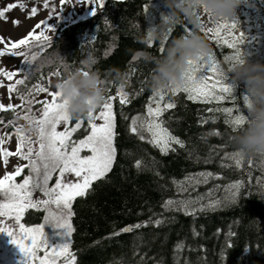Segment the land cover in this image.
<instances>
[{"label":"trees","instance_id":"16d2710c","mask_svg":"<svg viewBox=\"0 0 264 264\" xmlns=\"http://www.w3.org/2000/svg\"><path fill=\"white\" fill-rule=\"evenodd\" d=\"M168 11L164 0H105L95 14L58 28L43 50L33 48L30 53L39 54L27 70L26 75H31L26 86H18L19 93H27L41 75L48 76L57 69L62 77L81 66L88 56L95 58L94 67L105 78L113 68L127 73L125 91L130 102L121 106L114 100L116 158L112 169L93 182L88 194L73 202L71 250L76 254V264H264V183H259L264 181V158L244 160L239 168L226 159V154L234 152L229 140L233 129L224 122L225 113L209 111L232 107L230 99L202 103L188 100L184 93L169 94L166 102L171 100L176 107L164 113L163 119L184 147L174 144V150L167 154L149 143L147 134L141 140L130 131L131 119L146 113L153 93L148 81L154 65L145 57L162 55L158 49L165 41L149 44L144 30L159 24ZM186 28H194L190 20L171 28L164 47L185 34ZM206 36L212 53L226 69L223 58L232 50L221 48ZM228 77L245 114L240 99L246 94L245 85L234 81L231 73ZM117 88L110 87L109 95ZM39 108L36 104L34 111ZM12 116V111L0 112L4 121L0 127ZM87 130L85 123L82 133ZM201 172L213 176L206 183L185 185L186 192H180L173 183ZM237 181L243 186L236 200L229 201L228 186ZM198 197L197 208L215 200L222 203L194 215L185 214L182 206H165L169 199ZM32 214L36 218L29 220ZM43 215L41 209H29L24 222H41ZM156 220L162 222L157 225ZM136 224L144 226L121 232Z\"/></svg>","mask_w":264,"mask_h":264},{"label":"snow or ice","instance_id":"6c2138e0","mask_svg":"<svg viewBox=\"0 0 264 264\" xmlns=\"http://www.w3.org/2000/svg\"><path fill=\"white\" fill-rule=\"evenodd\" d=\"M92 2L102 8L105 0H89V3ZM16 6V4L8 5L7 8L0 10V16H4L8 10ZM44 7H48L47 2H45ZM36 13L37 9L33 7L31 15L35 16ZM14 23L18 24L19 21H14ZM237 23L238 21L233 20L229 24L217 25L214 29L204 27L200 29L221 48L226 46L232 50L230 55L223 58L228 66H231L237 58L244 56L240 45L244 43L246 37L244 32H240L239 36L235 34L234 30ZM38 29L40 30L39 33H37ZM48 30V21H40L26 37L10 44L6 43L4 49L0 50V57L7 53L11 57H22L26 62L33 64L39 53L31 55L30 53L33 48L43 50L48 45L51 40V37L45 34ZM171 31L172 29L169 28L165 41L160 42L158 50L161 54L164 53V43ZM191 31V29L186 28L185 34H190ZM0 40L3 38L0 37ZM148 42L149 44L153 43L152 40ZM21 46H27V51H17ZM191 64L192 66L186 73V83L182 87H174L167 91H153L146 106V113L131 119V133L137 134L141 140H145V134H147L148 142L159 148L164 154L174 150V144L184 147V142L172 134L169 128L165 126L167 122L163 119L164 113L176 107L175 102L171 100L166 102V97L169 94L184 93L187 94L188 100L202 103L230 99L233 102L232 107H217L209 109V111L225 113L224 122L230 125L233 130L245 122L243 111L237 104L235 85L229 82L228 72L222 67L215 53L211 52L203 59L193 61ZM65 67L67 66L65 65ZM0 75L7 77L8 81L11 82L18 75V72L0 68ZM30 75L31 73L25 75L24 78L15 79L14 83H9L7 86L9 93L17 92L19 94L20 104L9 103L4 105L0 103V112L24 111L26 113L25 119L35 115L36 122L41 125L39 141H32L26 139L24 134L15 128L11 120L8 121V125L14 129V134L18 138V145L15 152L0 148L5 163H7V158L12 155H18L28 163L0 178V218H4L0 219V232L7 233L11 237V242L19 246L27 257V264H76V254L71 250V240L50 248L45 237V224L26 226L22 220L26 210L37 209L38 206L42 205L47 212L45 223L65 228L66 232L63 235L71 236L75 231L72 225L73 202L76 198L88 194L93 182L105 177L111 171L116 158V124L113 101L118 100L119 104L123 106L130 100L128 93L118 87L115 94H110L107 97L98 113L96 110L89 114V118L74 121L63 111L64 105L60 101V93L50 90L51 77L53 75L60 76V71L57 69L48 76L41 75L39 82L34 84L27 93H19L18 86H26ZM0 86H3V81H0ZM41 93H46L51 99H36ZM240 99L243 105L248 103L247 95L240 96ZM36 104L40 105L39 116L34 111ZM97 120L102 122L98 123ZM3 123L4 121L0 119V124ZM85 123L89 129L88 134L84 138L73 139V133L81 129ZM61 125H64L63 130H58ZM219 134L216 133V135ZM10 138L11 134L0 135V145H3L6 139ZM36 143H38V150L34 147ZM85 151L90 154L81 155ZM226 159L233 161L238 168L242 167L244 163V159L237 152L226 154ZM140 166L138 161L137 167ZM24 168L29 169V174L24 176L22 182L17 183L16 177L21 175ZM66 174L73 175L75 179L66 180ZM54 175H56L55 183L49 186V181ZM212 176L213 173L211 172H201L198 176L185 177L184 180L173 181V183L177 185L180 192H186L188 189L185 185L206 183L207 179ZM259 183H264V181ZM242 186V181H237L228 186L229 201L236 200ZM37 188L43 192L44 196L47 197L46 199H33V191ZM200 199L199 197L196 200L169 199L165 206H182L185 214L194 215L197 211H203L205 207L213 208L222 203L220 200H215L208 205L201 204L197 208L196 205ZM6 219L16 222L15 231L5 224ZM161 222L160 220L155 221L157 225ZM143 226L141 224L128 226L121 229V232H130L133 227L139 229ZM115 234L119 235V233ZM230 235L233 234L230 233ZM117 264H122V262H117Z\"/></svg>","mask_w":264,"mask_h":264},{"label":"clouds","instance_id":"9594fccd","mask_svg":"<svg viewBox=\"0 0 264 264\" xmlns=\"http://www.w3.org/2000/svg\"><path fill=\"white\" fill-rule=\"evenodd\" d=\"M170 11L163 14L159 24L145 31L146 41L165 40L169 28L190 20L194 25L190 34H181L167 44L159 56L147 55L145 59L154 66L149 75L152 91H167L182 87L186 83V73L191 62L203 59L212 52L208 37L200 29L215 28L220 24L238 21L241 5H253V0H164ZM96 60L88 56L54 82L53 87L60 93L63 111L73 120L89 118V114L99 109L109 95L112 86L126 89L127 73L119 68L110 70L105 78L94 65ZM226 71L236 82H243L248 103L244 105L245 122L230 134V143L244 160L264 158V62L251 61L244 56L237 58ZM24 111L13 113L12 124L26 139L39 141L41 125L36 116L25 119Z\"/></svg>","mask_w":264,"mask_h":264},{"label":"rangeland","instance_id":"374dc122","mask_svg":"<svg viewBox=\"0 0 264 264\" xmlns=\"http://www.w3.org/2000/svg\"><path fill=\"white\" fill-rule=\"evenodd\" d=\"M45 2L48 4L47 8L44 7ZM11 4H16L17 6L8 10L4 16H0V37L3 38V40H0V50L4 49L6 43L10 44L11 42L18 41L26 37L40 21H48L49 30L46 31L45 34L51 37L58 28H63L73 22L88 17L93 14L98 7L95 2L89 3V0H65V2H62V0H0V10L7 8V6ZM253 4L254 6H240L238 9V23L234 32L237 36H239L240 32L245 33L246 39L240 46L243 49L244 57L255 62L264 59V0H253ZM33 7L37 9L35 16L31 15V9ZM14 21H19V23H14ZM39 31L40 30L38 29L37 33H39ZM33 43L35 42L33 41ZM17 51H27V46H21L17 49ZM29 66L30 63L23 60L22 57H11L7 53L0 57V68L18 72V75L14 78V80L24 78ZM57 78L58 76H53L51 78V91H56L53 84ZM14 80L10 82L7 77L0 75V81H3V86H0V103H3L4 105L9 103H21L20 98L16 97L15 92H8L7 86L9 83H14ZM36 99H51V97H49L46 93H42L37 96ZM153 106L155 107V105ZM35 112L36 115L39 116V111L36 110ZM96 122L101 123L102 121L97 120ZM63 127L64 125H61L58 130H63ZM84 127L85 125L82 126L81 129H78L77 132L73 133V139L84 138V136L88 134L89 129L85 134L82 133ZM6 134H11V138L6 139L5 143L0 145V148L15 152L18 145V138L14 134V129L9 127L8 123L0 127V135ZM34 147L38 150V143H36ZM86 154L90 153L87 151L81 153V155ZM27 163L28 161L18 155L9 156L7 158V163H5L3 153L0 152V178H3V176L7 173L14 172L17 167H23ZM28 174L29 169L24 168L21 175L16 177V182H22L24 176ZM65 178L66 180L75 179V177L71 174H66ZM55 180L56 175H54L49 181V186L54 185ZM46 198L47 197L44 196L43 192L39 188L33 191L34 200H43ZM37 209L44 211L41 222L26 224L24 222V218L27 210L24 214L22 222L25 223L26 226L45 224V237L50 248L67 243L72 239V234L70 237L63 235V233L66 232L65 228L45 223L47 212L44 210L42 205L38 206ZM34 218H36V215L32 214L30 215L29 220H33ZM5 224L10 226L13 231L16 230V222L14 220L6 219ZM0 264H27V257L20 250L18 245L11 242V237L4 232H0Z\"/></svg>","mask_w":264,"mask_h":264}]
</instances>
